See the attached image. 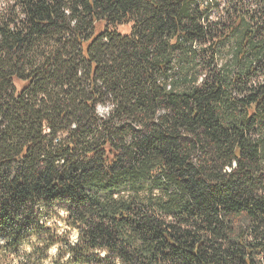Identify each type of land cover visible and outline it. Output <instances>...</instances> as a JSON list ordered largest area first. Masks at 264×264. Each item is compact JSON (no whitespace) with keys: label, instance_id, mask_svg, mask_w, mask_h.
Returning <instances> with one entry per match:
<instances>
[{"label":"trees","instance_id":"trees-1","mask_svg":"<svg viewBox=\"0 0 264 264\" xmlns=\"http://www.w3.org/2000/svg\"><path fill=\"white\" fill-rule=\"evenodd\" d=\"M0 264H264V0H0Z\"/></svg>","mask_w":264,"mask_h":264},{"label":"rangeland","instance_id":"rangeland-1","mask_svg":"<svg viewBox=\"0 0 264 264\" xmlns=\"http://www.w3.org/2000/svg\"><path fill=\"white\" fill-rule=\"evenodd\" d=\"M122 30H124V29H122ZM101 111H103V109H101Z\"/></svg>","mask_w":264,"mask_h":264}]
</instances>
